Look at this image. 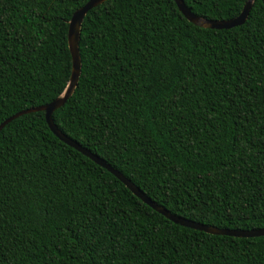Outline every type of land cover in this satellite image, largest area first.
<instances>
[{
    "label": "trees",
    "instance_id": "1",
    "mask_svg": "<svg viewBox=\"0 0 264 264\" xmlns=\"http://www.w3.org/2000/svg\"><path fill=\"white\" fill-rule=\"evenodd\" d=\"M87 0H0V122L65 88L71 13ZM212 20L245 0H182ZM80 72L56 127L182 218L264 227V0L226 29L173 0L86 11ZM0 264H264V235L175 224L48 129L43 111L0 129Z\"/></svg>",
    "mask_w": 264,
    "mask_h": 264
},
{
    "label": "water",
    "instance_id": "2",
    "mask_svg": "<svg viewBox=\"0 0 264 264\" xmlns=\"http://www.w3.org/2000/svg\"><path fill=\"white\" fill-rule=\"evenodd\" d=\"M105 0H87L82 6L75 9L67 22V31H66V43L67 48L70 55V73L68 77L67 84L63 91L56 96L51 101L34 107L25 108L18 112L11 114L0 122V129L4 124L14 119L15 117L33 111H43L44 121L50 130V132L57 137L60 141L65 143L66 145L74 148L82 155L90 159L95 164L104 168L106 171L111 173L116 179H118L133 195L140 199L144 204L150 207L155 212L161 214L163 217L168 219L169 221L178 224L183 227H188L191 229H197L210 234H222V235H230L235 237H255L264 235V227L261 228H253V229H225L218 228L212 225H206L199 222L191 221L180 216L174 215L170 213L167 209L162 207L161 205L155 203L150 200L143 192H141L129 179L124 177L119 171L112 168L109 164H107L103 159L98 157L96 154L90 152L88 149L82 147L74 140L70 139L64 133H62L56 125L53 123L51 118V113L54 109L60 107L71 95L79 76L80 72V59L78 53V38H79V30L81 21L87 10L90 8L100 4ZM253 0H245L240 12L235 17L224 19V20H212L207 19L202 16H198L192 13L188 7L183 3L182 0H173L175 6L178 11L182 14V16L189 21L190 23L197 25L199 27H207L211 29H226L234 26H238L243 23L248 13V10L251 6Z\"/></svg>",
    "mask_w": 264,
    "mask_h": 264
}]
</instances>
